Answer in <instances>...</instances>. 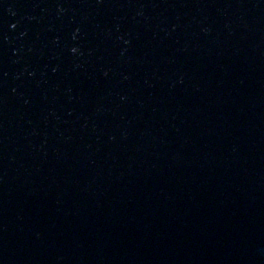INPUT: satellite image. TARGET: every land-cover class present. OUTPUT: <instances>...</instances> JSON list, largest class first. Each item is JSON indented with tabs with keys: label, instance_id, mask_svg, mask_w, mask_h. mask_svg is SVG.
<instances>
[{
	"label": "water",
	"instance_id": "water-1",
	"mask_svg": "<svg viewBox=\"0 0 264 264\" xmlns=\"http://www.w3.org/2000/svg\"><path fill=\"white\" fill-rule=\"evenodd\" d=\"M0 264H264V0H0Z\"/></svg>",
	"mask_w": 264,
	"mask_h": 264
}]
</instances>
